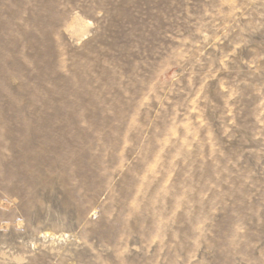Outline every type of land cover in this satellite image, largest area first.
<instances>
[{
  "label": "rangeland",
  "instance_id": "rangeland-1",
  "mask_svg": "<svg viewBox=\"0 0 264 264\" xmlns=\"http://www.w3.org/2000/svg\"><path fill=\"white\" fill-rule=\"evenodd\" d=\"M0 264H264V0H0Z\"/></svg>",
  "mask_w": 264,
  "mask_h": 264
}]
</instances>
